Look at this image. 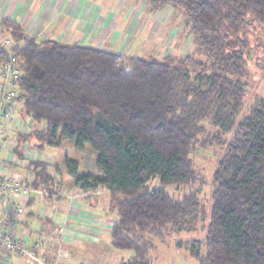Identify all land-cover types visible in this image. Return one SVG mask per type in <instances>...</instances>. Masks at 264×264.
Returning <instances> with one entry per match:
<instances>
[{
  "label": "trees",
  "instance_id": "16d2710c",
  "mask_svg": "<svg viewBox=\"0 0 264 264\" xmlns=\"http://www.w3.org/2000/svg\"><path fill=\"white\" fill-rule=\"evenodd\" d=\"M145 1L155 9L185 11L210 74L199 72L192 81L170 64L38 39L16 20L0 19L20 33L14 39L24 42L17 51L9 37L10 53L19 58L24 74L21 114L33 123L19 139V149L32 139L39 149L68 142L80 154L88 146L96 152L100 178L81 175L73 159L66 160L68 175L85 193L100 187L109 192L117 214L112 247L134 253L121 264H153L152 238L164 243L190 232L201 211L195 194L174 200L164 188L195 181L191 153L206 132L205 122L233 131L214 175L204 244L192 240L185 247L198 264H264V101L245 106L241 81L251 68L264 72V64L259 57L251 61L240 34L248 19L264 23V0ZM32 167L43 180L34 187L57 184L55 166L33 162ZM152 179L160 186L150 189Z\"/></svg>",
  "mask_w": 264,
  "mask_h": 264
},
{
  "label": "rangeland",
  "instance_id": "374dc122",
  "mask_svg": "<svg viewBox=\"0 0 264 264\" xmlns=\"http://www.w3.org/2000/svg\"><path fill=\"white\" fill-rule=\"evenodd\" d=\"M86 1L87 3L84 4L88 5L89 12L97 9L99 16L97 15L98 19L92 24V30L88 32V37L82 45L120 53L128 57L153 59L170 64L188 72L192 81L199 72L210 74L211 64L194 45L191 27L184 10L168 7L155 9L145 0ZM74 2L77 1L68 0L67 5L70 6ZM80 32L83 33V29ZM240 34L249 45L251 61L259 57L262 59L261 63L264 64V23H252L251 19H248ZM18 35L20 36V33L16 29L8 28L0 20V36H11L14 39V36ZM80 37L82 38V35ZM80 37L77 43L84 40ZM14 40L16 50L20 51L24 47V42ZM73 42L75 41L67 43L72 44ZM230 79L237 83L238 78L230 76ZM241 81L247 95L245 106L249 102L264 101V72L258 74L251 68L248 75ZM199 86L204 91L208 89L206 85L199 84ZM203 126L206 132L199 135L191 153L195 181L189 185H169L164 188L174 200H182L185 196L195 194L200 201L201 211L191 225L193 228L190 232L173 235V238L171 237L164 243L152 238L157 247V250L155 252L153 250L151 254L153 264H198L185 245L192 240L204 244L207 236L205 228L208 224L212 195L215 190L214 175L234 135L233 131L224 133L209 122H205ZM87 148L89 151L85 158L87 166L90 167L91 163L97 162V154L89 146ZM48 153L58 156L57 150L48 151ZM159 186L157 179H152L148 183L150 189ZM107 234L111 232H105L106 236ZM110 239L108 237L106 241L110 243ZM179 242H182L184 246L179 247ZM109 246L110 251L119 261H127L132 255L131 252L117 251L111 245ZM114 256L106 254L105 259L108 261ZM60 262L67 263L63 260Z\"/></svg>",
  "mask_w": 264,
  "mask_h": 264
},
{
  "label": "crops",
  "instance_id": "0c3cea01",
  "mask_svg": "<svg viewBox=\"0 0 264 264\" xmlns=\"http://www.w3.org/2000/svg\"><path fill=\"white\" fill-rule=\"evenodd\" d=\"M77 2L67 5L68 0H0V19H14L13 10L16 4L19 3L20 8L17 12L16 20L26 29L34 18L40 25V34L38 39H56L63 43L70 39L75 41L82 34L80 30L84 29L85 16L88 14L86 0H75ZM8 8L4 15V8ZM70 10V11H69ZM81 10V15L79 11ZM74 12V13H73ZM65 33V34H64ZM65 35V36H64ZM72 44H75L74 42ZM34 140L28 141L23 145L25 151L31 152L36 149L37 160L41 159V152L49 154L48 151H58V156L52 154L56 158L55 167L59 171H52V175L56 177V185L47 188L45 185H40L52 192H56L59 197L52 202H39L31 198L26 206V215L19 227L14 231V237H28V247L33 251H40L44 244L50 239L58 225L66 228L65 239L59 238L49 241V246L44 249L43 258L47 264H62L61 260L67 261L66 264H121L126 261H119L109 249L112 247V235L105 232H111L109 229L97 230V233H87L83 231L87 226L81 222L71 218V214L78 212L86 216L100 221L104 224H112L117 221L116 212L111 209V197L109 192L100 187L93 191L85 193L81 188L75 185L67 173L66 160L73 159L79 162V173L95 178H100L101 175L97 169L96 161L87 166L86 153L89 151L86 148L85 152L80 154L76 151L75 146L62 142L57 148H42ZM62 150L61 152H59ZM69 152V155H67ZM16 172H19L25 181L31 186L34 182L43 183V180H38L35 176L34 169H25L17 167ZM87 194L86 198L83 197ZM67 197H72L74 202L83 205L82 208H76L72 205ZM106 236V238H105ZM110 237V243L106 240ZM113 248V247H112ZM114 249V248H113ZM63 252L66 256H62ZM131 252V251H128ZM127 260L133 258L134 253ZM104 254V255H103ZM106 254L114 256L113 259H105ZM11 264H24L21 260L11 257Z\"/></svg>",
  "mask_w": 264,
  "mask_h": 264
},
{
  "label": "built area",
  "instance_id": "2783aa9c",
  "mask_svg": "<svg viewBox=\"0 0 264 264\" xmlns=\"http://www.w3.org/2000/svg\"><path fill=\"white\" fill-rule=\"evenodd\" d=\"M86 6L85 10L88 14L84 17L86 22L81 34L82 38L80 37L84 40L77 43L79 39L77 37L75 44H82L87 39L88 32L92 30V24L97 21L99 16L97 9L89 12L88 5ZM19 8L20 5L17 3L13 10L14 19ZM7 10L8 8L5 7L4 15ZM79 14L81 15V10ZM14 19L12 18V20ZM40 29L39 22L33 18L26 31L30 36L37 38ZM70 41V39L66 40V42ZM13 48V41L8 36H0V264H11L9 258L12 256L24 264H47L43 258L44 249L49 246L50 240L66 238L64 226L58 225L40 251L29 249L27 236L15 238L13 234L25 218L26 204L31 198L39 202H52L59 197L56 192L45 187L31 186L15 169L17 167L32 169L33 162H44L54 167L56 158L41 152V159L38 161L36 155L39 151L36 149L31 152L22 149L23 146L19 149V139L30 133L33 123L31 119L25 118L21 114L20 80L24 74L19 58L10 53ZM6 55L7 57L1 61V58ZM86 196L87 194L83 195L84 198ZM67 199L72 201L71 204L76 208L83 207V205L74 202L72 197H67ZM71 218L87 226L83 230L87 233H97L96 231L100 229L112 231L113 225L116 223L104 224L91 216L85 217L78 212L72 213ZM60 254L66 256L63 252Z\"/></svg>",
  "mask_w": 264,
  "mask_h": 264
}]
</instances>
